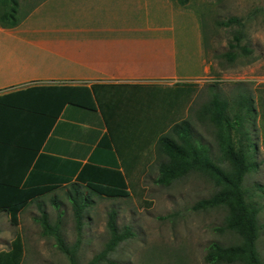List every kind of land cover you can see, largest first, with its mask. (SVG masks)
I'll return each mask as SVG.
<instances>
[{
	"label": "rangeland",
	"instance_id": "1",
	"mask_svg": "<svg viewBox=\"0 0 264 264\" xmlns=\"http://www.w3.org/2000/svg\"><path fill=\"white\" fill-rule=\"evenodd\" d=\"M43 1L20 0L19 16L32 5L36 7ZM83 2L81 9L79 7L74 11H63L64 20L68 18V22L94 24L105 22L106 26L110 23L124 35L144 34L153 43V38L161 36L170 43L172 55H164V59L158 57L154 47L147 50L145 60L147 62L150 59L147 66L150 64L153 71L156 68L155 73L159 70L166 73L169 69L168 72L172 74L174 68L173 72L181 77L178 82L194 84L179 119L186 118L191 123L193 135L197 141L210 148L214 159L220 155L215 137L216 127L207 115L201 116L199 113L202 105L214 93L225 97L231 105H235L234 100L240 94L251 95L257 109H260L259 100L264 103V0H189L185 6L172 0ZM229 17L238 18L241 25L233 23L225 26L220 23ZM115 22L125 24L121 23L119 27L120 24ZM140 22L161 25L169 31L141 27L138 32L135 27ZM129 27L130 30L126 29ZM237 30L243 33L240 46L231 49L229 43L234 41L233 35ZM109 33L111 32L108 31ZM167 35L173 40H169ZM241 46H245L247 51L244 52ZM158 48H162V44ZM229 50L234 51V59H228ZM144 52L142 51L143 55ZM153 91L159 93L158 104L155 99L150 101V106H147L145 99L139 103L124 104L134 112L129 126L131 137L133 133L134 138L141 137V134L144 137L157 135L160 127L165 124L160 122L163 92L157 89ZM231 110H235L234 106ZM138 114L142 115L143 121H146L144 118L147 114L158 115L159 118L151 130L146 129L148 124L143 129L142 122L137 119ZM254 123L255 127L248 124V128L257 143L255 160L258 167L246 174L243 185L250 196L249 201L261 207L258 213L260 230L256 248L264 261V190L260 189L264 186V117L260 115V111ZM142 154L147 158L142 159L131 173V178L128 177L134 186L129 196L104 197L84 189L89 193L92 204L84 212L80 230L75 226L66 187L41 197L40 208L48 214L51 223L60 221L64 240L74 248L76 264H211L204 259L211 242L229 244L238 240L235 234L217 229L224 221V207L205 210L192 208L197 200L206 198L215 191L213 181L194 171L168 186L160 185L154 181L158 175L157 164L161 160L155 141ZM52 194L57 197L58 208L50 201ZM40 208L36 202L29 203L20 212L17 224L11 222L7 213H0V250L8 249L15 234L19 233L24 246L20 264H71L67 255L58 249L54 237L44 234L35 220ZM112 210L116 212L118 226L129 227L132 235L119 242L105 259L95 261V256L108 242L107 219Z\"/></svg>",
	"mask_w": 264,
	"mask_h": 264
},
{
	"label": "trees",
	"instance_id": "2",
	"mask_svg": "<svg viewBox=\"0 0 264 264\" xmlns=\"http://www.w3.org/2000/svg\"><path fill=\"white\" fill-rule=\"evenodd\" d=\"M172 1L185 6L189 0ZM33 7L35 5H32L28 11ZM19 8L20 0H0V25L4 27L17 25L28 13L27 11L19 16ZM220 23L225 26L233 23L241 25L236 17H229ZM242 36V31L237 30L233 35L234 41L229 43V47L231 49L239 47ZM241 49L247 51L245 46H241ZM227 57L230 60L234 59V51L229 50ZM193 85L182 82L162 89L154 85L137 84L30 88V91L46 93L52 90H59L65 94L69 91L73 92L69 95V103L79 112L70 117H74L78 122H73L75 124L66 122L60 126H66L65 133L71 136L73 132L70 131L80 130L82 145L78 151L79 158L60 159L50 152H39L37 155L42 138L53 124V117L41 111H31L34 116L44 118L41 119L40 124H43L42 128L45 129L35 131V136L26 140L0 137L2 163L0 213H7L11 222L17 224L20 212L29 203L36 202L40 208L41 197L66 187L65 192L72 207L75 226L80 230L84 212L92 204L89 193L84 189L104 197L129 196L134 186L128 177L131 178V173L140 165L142 159L147 158L142 153L155 141L157 154L161 159L157 164L158 175L154 180L156 183L168 186L190 172H199L208 176L216 189L208 197L197 200L192 208L205 210L224 207L226 209L223 224L217 229L235 234L238 240L229 244L211 242L206 250L205 261L211 264H264L256 248L260 230L258 213L261 207L249 201L250 196L243 185L246 174L258 167L255 160L257 143L250 133L248 124L255 127L254 122L259 111L264 117V103L259 100L260 109H257L251 95L240 94L234 100L235 105H231L225 97L214 93L210 100L202 105L199 113L201 116L207 115L216 127L215 137L220 155L214 159L210 148L197 141L193 135L191 123L186 118L179 119L185 103L189 100ZM155 89L163 92L160 122L165 124L160 127L159 135L157 133L151 137H144L140 133L141 130L139 132L141 137L134 138L133 133L132 138L129 126L132 124L134 112L124 104L139 103L144 99L147 101V106H150V101L154 99L158 104L159 93L153 91ZM167 90L172 92L168 93ZM8 96H0V109L12 107ZM232 106L235 108L234 111L231 110ZM96 112L99 120L90 121V114ZM157 116L147 114L144 118L146 121H143L142 115L138 114L137 119L142 122L143 129L148 124L146 129L151 130L159 118ZM104 127L107 129L102 132ZM28 131L30 130L24 129L21 134H26ZM56 132L58 134L62 131L59 129ZM47 149L58 151L59 147H54L52 144ZM82 157L84 159L87 157L84 163H81ZM30 165L32 168L28 171L27 167ZM260 189L263 191L264 186ZM50 201L55 208H58L59 203L55 194H52ZM35 220L40 224L44 234L54 237L58 249L67 255L70 263L76 264L74 248L64 240L60 221L51 223L48 214L42 209ZM107 228L108 242L95 256V261L105 259L108 252L119 242L132 235L129 227L118 226L116 212L113 210L108 213ZM23 249L22 237L16 233L9 248L0 250V264H20Z\"/></svg>",
	"mask_w": 264,
	"mask_h": 264
},
{
	"label": "crops",
	"instance_id": "3",
	"mask_svg": "<svg viewBox=\"0 0 264 264\" xmlns=\"http://www.w3.org/2000/svg\"><path fill=\"white\" fill-rule=\"evenodd\" d=\"M83 4V0H44L28 12L17 25H0V96L9 95L8 101L12 106L0 109V137L29 139L35 136V131L45 129L42 128L43 124H40L44 118L34 116L31 111L51 114L53 124L42 138L37 155L39 152H50L60 159L79 158L82 136L80 130L70 131L73 136L68 135L65 133L66 126H60L66 122H78L74 117H70L79 112L69 103V95L73 92L65 94L52 90L46 93L30 91V88L137 84L154 85L162 89L182 83L178 82L181 77L173 72L174 68L170 71L172 74L168 72L169 69L166 73L162 72L163 70L155 73L156 68L153 71L150 64L147 66L150 59L146 62L145 56L150 48L154 47L158 57L162 59L165 58L164 55H172L170 43L161 36L153 38V43L152 39L144 34L124 35L110 23L106 26L105 22L94 24L68 22V18L64 20L63 11H74L79 7L81 9ZM115 23L120 24L119 27L121 23L125 24ZM141 27L169 31L168 28L151 22H140L135 28L140 32ZM126 29L130 30V27ZM108 31L111 33L108 34ZM168 39L173 40L170 36ZM161 44L162 48L157 49ZM142 51H145L144 55ZM167 82L170 83L167 85ZM26 90L27 92H24ZM89 119L95 122L99 120L97 112L91 113ZM24 129L30 131L21 134ZM59 129L62 132L56 134ZM106 129L102 128V132ZM52 144L59 147L58 151L47 149ZM80 160L84 163L87 157ZM31 168L32 165L27 167V170Z\"/></svg>",
	"mask_w": 264,
	"mask_h": 264
}]
</instances>
